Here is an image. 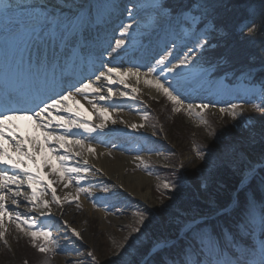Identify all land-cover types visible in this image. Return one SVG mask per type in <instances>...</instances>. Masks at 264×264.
I'll return each instance as SVG.
<instances>
[{
    "label": "snow or ice",
    "instance_id": "snow-or-ice-1",
    "mask_svg": "<svg viewBox=\"0 0 264 264\" xmlns=\"http://www.w3.org/2000/svg\"><path fill=\"white\" fill-rule=\"evenodd\" d=\"M223 5L209 4L207 0H187V3H161L159 0H152L147 11L153 17V30H162L166 34L171 32L176 39L165 44L164 48L157 54L153 62L144 66H133L124 68L123 65L110 66L107 63L102 64L98 73H93L92 77L77 81L76 84H69L67 88L62 87L57 78L55 71L50 72L51 79L60 87V91H52L51 95L43 94L37 90L32 94H23L32 98L33 106L29 109H18L14 107L20 102L21 95L16 92H8L3 99H0V222L5 216H8L15 224L17 229L29 236L34 246L37 237H42L44 244L37 246L41 253H48L56 245L52 231L42 224L41 220L34 216H29L15 210L19 207L20 200L30 206L29 211L39 209L40 217L51 218V204L61 205L64 202L78 204L80 194L91 195L88 188L82 187L87 180V175L91 169L87 160L80 163L77 158L86 148L88 153H95L92 142L96 136L103 133L108 122L116 124L117 121L112 119L110 109L106 102L118 96L120 98L135 99V96L129 97L126 91H115L112 85L119 83L125 89L129 88L125 77H134L139 83L143 77L146 85L154 88L156 92L162 94L172 104V111L180 113L185 111L199 116L210 107H215L211 102L194 104L188 102L181 95L168 77L172 76L177 83L184 77L180 69H189L196 65L199 59L198 53H203L209 44V37L216 31V24L211 18L218 14V9ZM27 9H32L31 14ZM39 11H36V10ZM77 11L72 12L70 9L65 12L63 8L59 10H50L48 4L41 5L38 2L32 4H21L18 0H0V18L6 25L13 30V35L27 43L34 42L37 38L43 37L54 40L58 45L64 46V52L68 56L69 52L75 50L71 48L77 37L84 32L92 23L90 8L85 10L84 5H78ZM132 9H128L129 17L133 23H124L120 26L118 37L114 38V44L109 43L110 52L108 55L113 59L120 55L121 51L126 49L127 44L134 39L133 32L140 28L143 20L142 12L144 6L139 3L133 4ZM211 9V10H210ZM137 17L140 19L137 20ZM211 23V27L209 24ZM250 21L243 22L240 30L247 28L249 32L254 33L257 29L254 25L250 26ZM176 40H185L184 47L187 51L182 56H176ZM169 44L171 46H169ZM107 51V49H105ZM176 58L177 62L172 63ZM36 70L43 72L46 68H54V65L43 52H39L36 59ZM143 69V70H142ZM119 78V79H117ZM104 81L108 85L107 94H102L104 89L99 87V82ZM133 93L137 92L136 87H132ZM78 94L95 96L98 99L91 101L93 112H87L81 115L74 112L69 106L68 101L76 100ZM43 96V98H41ZM253 99H259L260 103L253 104L255 110H264V86L254 94ZM231 111L228 113L234 121L243 116L241 105H230ZM237 108L241 111L237 113ZM198 110V111H197ZM112 112L117 111L115 107ZM226 110L220 108V112ZM67 114V115H65ZM99 119V123H92L93 115ZM15 120H32L34 126L41 132V138H29L20 136L15 130V126H10ZM131 129L142 128L143 124H132ZM156 135L155 132L152 133ZM215 136L216 134L213 133ZM251 139H255L253 132H249ZM47 152L49 157L43 160L42 153ZM197 156L207 163V156L199 149ZM228 149H225L227 152ZM233 153L235 149H232ZM31 162L32 167H29ZM203 167V165L201 166ZM47 168L45 173L42 169ZM35 169V171H33ZM254 179L256 170H248ZM49 175L59 177L65 188L75 187V196L71 200L68 197H58L56 188L53 186L56 181L48 179ZM210 178V177H209ZM208 178H205V183ZM261 187H264V177L260 180ZM26 186L29 193L22 189ZM163 189L171 192L170 203L175 199L176 193L181 191L179 183L172 184L167 181L163 183ZM159 188V185H158ZM50 192L51 199L43 197ZM71 195V194H69ZM8 201L15 208H10ZM79 206V205H78ZM168 207V205H165ZM248 217L255 219V213L250 205ZM260 224L264 230V204L261 205ZM150 222L149 217L142 213L138 214L136 226H133L129 237L125 242L118 246L113 252L114 259L109 264H245L244 256L246 253L238 255L231 252L232 259L223 255L225 249V240L231 236L233 240L236 233H239L241 227L250 230V224L247 220L235 222L234 226L225 223L223 226L211 225L207 219L201 218L199 221L193 219L192 222L186 223L181 234L175 238L157 239L147 245L141 244L136 248L135 255L128 252L132 245L133 239H138L135 234L142 233L144 227ZM65 224L67 222H64ZM72 235L81 239V235L75 229H69ZM5 236L4 231H0V239ZM7 244V241L4 240ZM129 256L131 259H125ZM140 259H137L136 257ZM87 257L90 258L91 264H96V256L89 251ZM259 264H264V240L260 245Z\"/></svg>",
    "mask_w": 264,
    "mask_h": 264
},
{
    "label": "rangeland",
    "instance_id": "rangeland-1",
    "mask_svg": "<svg viewBox=\"0 0 264 264\" xmlns=\"http://www.w3.org/2000/svg\"><path fill=\"white\" fill-rule=\"evenodd\" d=\"M34 2H38L41 5L50 3L51 7L55 6L56 10L63 8L65 12H68L69 9L72 12H76L78 5H84L85 10L90 8L92 23L88 27L89 30L95 28L98 30L102 22L99 19V15L103 11L109 12L110 15L114 16L115 20L112 24L109 26L105 25L100 29V33H104V36L106 34L105 37L102 35L100 41L98 38L100 34H93L94 40L85 33H81V36L77 37V40L82 38V41L83 37H85L84 46L87 52L84 54L83 59L88 66L93 63V67L91 66V72L93 73H98L100 66L105 63L108 64L107 60L112 58L108 55L111 50L108 48V44H114V38L118 37L120 26L124 23H133V20L129 17L128 9L135 11L133 9L134 3L144 6L145 11L142 12L144 18L141 21L140 28L133 32L134 39L132 42L127 44L126 49L115 57L116 62L125 56L126 58L122 60L124 68L148 65L153 62L154 58H158L157 54L164 48L166 43L176 39L171 32L166 34L162 30H153V17L147 11L152 0H18V3L21 4H32ZM159 2L169 3L167 0H159ZM36 11L39 10L37 9ZM32 12V9H27L28 14ZM139 19L137 17V20ZM107 27H109L108 31L106 30ZM209 27H211V23ZM218 33H220V30L216 27V31L209 37L208 46L203 53L197 54L199 59L195 66L179 70L185 74L179 83L172 76L168 77L169 82L181 93L186 101L194 104L211 102L215 107H210L199 116L196 111L193 113L185 111L175 113L172 111L171 102L162 94L156 92L154 88L144 84V78L142 77V81L136 87L138 91L134 93L136 98L133 99L131 104L136 106L135 114L142 115V120L135 122V124H143L144 127L131 129V134L129 135L124 132L121 136L122 138H117L112 142L110 141L112 139L104 136V134L99 138L96 137L92 142L95 146L120 153L121 148H125L126 144L120 145L119 143H124L126 140L129 142L140 141L124 154V156L133 157L135 164H130L123 170V173L126 176L141 172L145 177L149 176L148 182L140 190L141 193L149 195V203L137 200V195L129 191L120 194L121 189L115 188L112 183L106 180H97L95 172H90L87 175L85 185L82 187L88 188L91 195L82 193L79 199H84L94 207V210L102 212L105 217L96 213L87 215L83 221L87 229L83 239L78 242L75 238L72 239L66 230L55 227L51 221L39 218L35 210L29 211L30 206H24L26 209L15 208L21 213L40 219L42 224L52 231L56 245L48 253L39 252L37 246L45 243L43 238L37 237L36 246H34L33 240L17 229L16 224L8 216H5L3 221L0 222V231L5 232L4 238L0 239V264H91L90 258L87 257L89 251L95 254L96 264H109V261L114 259V250L125 242V238L129 237L132 227L136 226L138 214L142 213L149 218L153 215L157 222L163 223L161 209L169 203L172 195L171 192L163 189L162 185L165 181L174 185L179 183L181 189L190 188L201 203L210 204V200L205 196L202 189V174L205 172L206 164L205 161L197 156L196 150L199 149L208 159L211 157L212 148L217 149L218 143L222 144V142H229L235 137L239 139L246 136L250 131L255 130L258 127L259 120L264 118V110L258 111L253 108V104L258 105L260 103L259 99H253L254 94L258 90L250 91L243 87H230L222 78L217 76L212 65L203 64V54L208 49L214 48ZM14 38L17 39L13 35L12 28L0 18V54L3 48L1 44L8 41L11 42ZM40 39L38 38V40ZM77 40L71 45L72 49L75 44H78ZM33 43L35 41L32 43L22 42L26 55L29 52L32 53L33 47H36V44ZM98 43L102 45L99 49L95 47V44L98 45ZM176 43V56H182L187 51V48L184 47L186 41L176 40ZM40 44L41 51L39 52L43 53L48 45L53 48V50H50L51 52L55 50V47H58V50L64 48L63 45H58L56 41L46 38L41 39ZM169 46L171 45L169 44ZM144 50L149 54L145 58L143 57L144 59H140L139 54ZM25 61L26 59L24 58L21 62L18 60L21 65ZM176 62L177 60L174 57L172 63ZM110 66L116 65L110 64ZM93 73H89V76L82 75L78 81L88 77L94 78ZM233 104L241 105L243 109V116L239 118L238 122L234 121L228 114L231 111L230 105ZM116 108L123 110L128 107ZM220 108H224L226 111L221 113ZM240 111L241 109L237 108V113ZM153 132L156 133L155 136L152 135ZM213 133L216 135L214 136ZM245 155L248 161V168L244 172L242 180L246 179L249 168H254L256 173L260 169H264V157L258 154ZM202 165L203 167H201ZM251 179L253 178L250 173L243 185H246ZM69 188L71 189L72 199L76 194L75 187L70 186ZM81 204L79 200L78 204L76 202L64 203L77 214L83 211L84 203L83 205ZM9 207L12 208L11 206ZM234 207H236V204L230 211H233ZM252 210L255 213V219L251 220L247 213V220H249L250 228H254V231L257 232H253L251 235V244H244L242 236H239L241 240H236L234 244L229 242L230 239L228 238L229 240H225L228 248L227 250L224 249V257L233 258L230 255V249L231 252H236L238 255L246 253L244 256L245 264H259L260 245L261 241L264 240V230L261 227L256 230L255 225L260 224V212L253 208ZM219 212L185 214L182 219H176L171 223L178 224L176 232L178 235L181 234L183 226L192 222L193 219L199 221L201 218H205L210 223V220L220 215ZM261 233H263V236H260ZM135 235L138 236L139 234ZM163 238L172 239L175 237ZM4 240L7 241V244L4 243ZM238 241H241V243ZM131 243L139 244L140 240L133 239ZM128 252L132 254L133 247L130 246ZM64 256L68 257V259L63 261ZM136 258L140 259L138 256ZM125 259H131V257L126 255Z\"/></svg>",
    "mask_w": 264,
    "mask_h": 264
},
{
    "label": "trees",
    "instance_id": "trees-1",
    "mask_svg": "<svg viewBox=\"0 0 264 264\" xmlns=\"http://www.w3.org/2000/svg\"><path fill=\"white\" fill-rule=\"evenodd\" d=\"M167 2L175 6L178 3H187V0ZM207 2L223 6L218 9V14L211 18L220 33L214 42V48L203 54V64L212 65L217 76L230 87L259 91L264 86V0H207ZM245 21H250V26L254 25L257 30L254 33L249 32L247 28L241 31L240 26ZM250 132L254 133V140L248 133L239 139L235 137L229 142L218 143L217 149L212 148L211 157L207 159L205 172L202 174L203 193L210 200V205L201 203L190 188L181 189L171 203L169 200L168 207L161 209L163 223L157 222L153 215L150 216V222L138 235L140 243L132 244L134 246L132 254H135L136 248L141 244L147 245L163 237H176L178 224L171 222L182 219L185 214L222 211L231 203L236 187L248 168L245 154L250 156L258 154L264 157V118L259 120L258 127ZM225 149L228 151L225 152ZM261 177H264V169H260L255 178L236 194V207L233 211L221 213L210 220V224L219 227L228 223L234 226L235 222L247 220L250 205L260 212L261 205L264 204ZM205 178H208L206 183ZM255 227L257 230L261 225L257 224ZM253 232L257 231H254V228L245 231V228L241 227L240 232L236 233L235 240L227 236L226 241L230 239L229 242L234 244L236 240H241L239 236H242L244 244H251ZM262 234L260 236H263ZM227 248L228 244L225 242V250Z\"/></svg>",
    "mask_w": 264,
    "mask_h": 264
},
{
    "label": "bare ground",
    "instance_id": "bare-ground-1",
    "mask_svg": "<svg viewBox=\"0 0 264 264\" xmlns=\"http://www.w3.org/2000/svg\"><path fill=\"white\" fill-rule=\"evenodd\" d=\"M46 4L49 5L50 10H56L55 6L51 7L52 5L50 3ZM99 16V19H101L102 22L98 30H96L95 28L93 29V31L87 28L82 33L87 34L92 40H94L93 34H100L98 36L100 41L102 35L103 37L106 36V34L104 36V33H100V29H102V27H104L105 25L109 26L110 24H112L115 18L113 15H110L109 12L105 11H103ZM108 28L109 27H107L106 30ZM40 38L43 39V37ZM84 38L85 37H83V41L82 38H79L77 40L78 44H75L73 48L75 51L69 52L68 56L65 54L64 48L58 50V47H55V50L51 52L50 50H53V48H50V46L48 45L44 51V55L48 58L49 61L52 62L54 68H46L43 72L37 71L35 66L38 53L39 51H41V39L38 40L37 38V40H35V43L33 44H36V47H33V52H29L27 55L24 52L22 44L23 40L18 37L17 39L14 38L15 40L13 39L11 42L8 41L2 43L1 45L3 48L0 54V96L2 97V99L8 92L14 91L16 93H20L22 94L20 102L14 105V107L18 109H27L28 106L33 105L32 98L23 94H32L39 90L42 95H51L52 91H60V87H57V83H55L50 77L51 71H55L56 78L59 84L64 88H67L69 84L76 83L82 75L89 76V73H93L91 72V66L93 65V63L89 64V66L84 63V54L87 52L84 46ZM101 46L102 45H100L99 43L98 45L95 44V47L97 49H99ZM148 54L149 53L144 50L139 54V57L140 59H142L143 57L145 58ZM23 58L26 59V61L21 65L18 60L21 62ZM124 58L126 57L124 56L117 62L115 61V58H110L109 60H107V62L109 65H123L122 60H124ZM125 80L129 84V88L125 89L119 83L112 85V87L117 92L126 91L128 93V96L132 97L134 96V93L131 91V88L137 87L139 83L136 82L134 77H125ZM98 86L104 89V92L102 94L106 95L108 87L106 82L101 81L99 82ZM41 98H43V96ZM97 99L98 98L95 96L88 95L86 97L84 94H78L76 96V100L79 101V103H76L74 101H68L67 103L74 112H79L81 115H85L86 111L93 112L91 101H96ZM132 101L133 99L131 98H120L118 96H114L112 100L106 102V106H108L110 109L112 119H115L117 123L112 124L109 121L103 133L97 135V138L104 134V136L111 138L112 140L110 141L112 142L117 138H122L121 136L124 134V132L127 135L131 134L130 126L132 124H135V122L142 120V115L135 114L136 106H133L131 104ZM123 106H126L128 108L123 110H119L116 108H121ZM113 107H115L117 111L112 112L111 109ZM99 122V119L94 114L92 123ZM10 126H15V130L20 136L42 139L41 132L35 128L34 122L32 120H15L11 122ZM139 142L140 141L138 140L131 142L126 140L124 143H119L120 145L126 144L125 148H121L120 153L111 152L104 149V147L102 148L92 144V146L95 148V153H88L85 148L81 152V155L77 158V160L80 163H83V160L86 159L91 172H95L97 180H106L112 183L115 188L121 189V191L119 192L120 194L127 193V191H129L137 195V200L149 203V195L147 193L143 194L140 192L141 187L146 182H148L149 176L145 177L141 172L133 173L130 175L128 174L126 176L123 173V170H125L126 167H128L130 164H135V159L133 157H129L126 155L124 156V154L129 151V148H132L136 145V143ZM48 157L49 154L46 151L43 152L40 163L43 164V160L47 159ZM29 167H32L31 162H29ZM42 170L45 173L49 171L47 168H43ZM33 171H35V169H33ZM246 176V179H248V177L250 176V172H248ZM48 179L56 181L53 186L56 188V194L58 197H68V199L71 200V195H69L71 194V189L69 187L65 188L63 183L59 182V177L49 175ZM83 185H85V182L82 184V186ZM22 191H24L26 194L30 192V190H28L26 186L22 189ZM43 198L50 200V192ZM19 200L20 203L18 208L26 209L24 208V206H29L27 202L23 200V198H19ZM79 202L82 203L81 205H83L84 203L83 211L80 214H77L74 211L70 210L67 205H64L65 202L63 200L61 205H50L52 214L50 219L40 217L39 209H36L35 213L42 220L51 221L53 222V225L55 227L66 230V232L71 236L72 239L75 238V240L80 242V240L83 239V236L87 229V227H85V225L83 224L84 218L87 215L93 213L101 215L102 217H105V215L98 210H94V207L84 199H79ZM8 204L12 208H15V206H12L10 204V201H8ZM64 222L67 223L65 224ZM69 229H75L77 232H79L81 235V239H77L75 236H73ZM67 259L68 257L64 256L62 260L64 261Z\"/></svg>",
    "mask_w": 264,
    "mask_h": 264
},
{
    "label": "water",
    "instance_id": "water-1",
    "mask_svg": "<svg viewBox=\"0 0 264 264\" xmlns=\"http://www.w3.org/2000/svg\"><path fill=\"white\" fill-rule=\"evenodd\" d=\"M244 182H246V179H243V180L240 181V183L236 187L237 188L236 191L233 194L231 203L224 210L220 211L219 212L220 214L221 213H226L227 211H230V209H232V207L236 204V200H237L236 199V194L243 188ZM208 205H210V204H208Z\"/></svg>",
    "mask_w": 264,
    "mask_h": 264
}]
</instances>
